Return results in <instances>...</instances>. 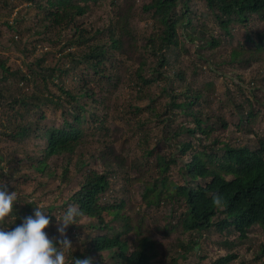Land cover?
<instances>
[{
  "label": "trees",
  "instance_id": "1",
  "mask_svg": "<svg viewBox=\"0 0 264 264\" xmlns=\"http://www.w3.org/2000/svg\"><path fill=\"white\" fill-rule=\"evenodd\" d=\"M14 1L17 0H0V3L3 2V8L10 9L11 13V9L14 11L18 7ZM19 1L28 3L33 21L26 23L28 14L23 12L13 23L4 21L0 8V24L6 23L14 30L13 39L18 36L23 40L27 34L33 36L36 43L33 50L25 42L20 43L25 45L22 51L26 57L30 58L40 46L60 45V57L64 63H48L47 50L27 61V70L14 69L8 65V59L0 58L3 70L0 79L1 134L6 141L20 146L10 159L0 152V184H6L9 191H15L18 201L13 207L16 215L12 213L7 218L11 220L9 227H14V222L20 223V217L24 216L16 212L23 208L19 203L25 202L27 214L38 204L21 192L19 184L22 181H36L39 188L57 183V190L61 186L73 185L62 208H77L79 215L76 221L87 219L85 225L77 227L91 229L85 253L77 251L76 257H92L97 264H155L158 259L162 264H179L178 258L168 256L172 248L167 252L166 245L161 242L162 237L179 228L183 233L199 235V238L206 232L224 237L227 255L210 264L234 262L238 257L231 252L242 242L250 240L249 230L255 226L264 227L263 137L259 136L254 145L245 146H236L215 137L210 142L213 144L208 143L203 149H197L190 140H178L181 154L190 150L182 169L184 184L169 181L167 176L177 159L158 155L154 167L161 178L146 183L142 195L146 215L140 213L137 219L122 214L123 201L106 204L103 198L111 193L112 182L122 174L130 176V173H137L142 178L146 177L147 173L142 172L144 165L136 159L128 163V159L112 144L103 149L89 147L92 134L88 133V123L101 126L103 122L96 112L89 114L90 119L84 112L90 111V103L101 101L94 98L96 89H99V94L115 90L124 83L125 77L140 88L141 97L150 100L147 107L150 114L161 116L169 106L192 117L193 127L180 124L168 134L163 132L165 141L170 135V139H174L183 131L194 136L201 131L199 139L203 142L213 135L216 128L227 129L228 124L223 117L205 109V104L216 95L214 81H207L199 87L194 86L195 80L185 84L186 70L177 65L182 53L196 57L209 68L211 65L220 67L221 64L215 49L222 42L210 32L206 21L199 20L201 15L192 8L193 0H147L141 6V13L149 16L152 29L144 35L137 34L132 28L133 14L129 13L131 3L127 0H121L112 21L100 27L85 25L80 20L105 0ZM203 1L215 24L226 34L232 35L237 26L247 31L244 41L232 47L229 56L221 61L223 65L264 60V29H253L249 25L255 16L264 17V0ZM110 3L114 5L118 0H110ZM189 42L194 53L188 48ZM205 49L209 53L205 54ZM129 61L132 65H126ZM123 69L129 71L128 76L123 75ZM163 80L166 83L159 88L158 95L167 96L169 100L162 104L163 110H157V94L153 96L145 89ZM16 82L23 85L17 94L9 90V86L13 87ZM6 84L8 88L4 87ZM180 96L182 99L178 100ZM132 106L139 111L142 109L138 104ZM45 108L62 111V123L50 122ZM252 111L250 109L248 113L252 115ZM241 116L245 118L244 113H240ZM145 135L142 138L144 143L149 140ZM35 144L36 148L29 150L28 145L34 147ZM144 151L149 158L155 153L149 146ZM21 153L25 157L19 156ZM24 170L29 171L22 173ZM215 195L221 197L219 205L214 202ZM171 202L176 205L172 217L177 218V223L165 225L162 231L157 229L161 237L156 229H146L144 225L151 210ZM53 209L54 206L48 208L50 215ZM56 217L52 216V220L56 221ZM77 227L75 224L68 226L66 235L69 239ZM232 234L236 237L230 241ZM175 246V252L186 257L190 251H196L199 242L192 239L185 245L177 241ZM259 251L262 258H258V262L264 264V244L259 246Z\"/></svg>",
  "mask_w": 264,
  "mask_h": 264
},
{
  "label": "rangeland",
  "instance_id": "2",
  "mask_svg": "<svg viewBox=\"0 0 264 264\" xmlns=\"http://www.w3.org/2000/svg\"><path fill=\"white\" fill-rule=\"evenodd\" d=\"M131 3L130 14H133V29L139 35H144L150 32L151 21L148 15L141 13V6L146 3L147 0H127ZM18 4V7L14 11L11 9H4V3H0L1 11L5 16L4 21L10 20L13 23L16 17L21 16V12L28 14L26 16V23H31L33 18L29 15L31 9L27 8L28 3H21L19 0L14 1ZM121 0L118 3L112 5L110 0H105L103 4H97L95 9L88 12L80 22L85 25L100 27L108 24L112 21L115 16L116 7H120ZM125 5V4H124ZM192 8L199 16L200 21H206L209 25V30L216 37H218L222 44L215 49L216 56L219 60L220 67L212 66L209 68L206 63L199 61L193 56L188 57L189 54L182 53L181 59L178 66H182L186 70L187 80L185 84L191 80H195L194 86H204L207 81H214L216 85V95L212 101L205 104V109L210 110L216 114V116L223 117L228 124L227 129L221 130L216 128L213 135L206 141L201 142L199 136L201 131H197L196 135H191L186 132H181L180 135L174 139L165 141L162 137L163 132L170 133L174 128L180 124L193 127L194 121L192 117L184 114L183 111L173 107L170 109L166 107L163 115L150 114L147 107L150 104V100L144 99L142 94L139 93L140 88H137L133 83L134 81L129 80V77L124 78V83L119 84L116 89L105 91L103 94H99V89H96L97 93L94 98L100 100L97 103H90L88 106L89 112H84L90 119V113L96 112L97 116L102 119L103 124L100 126L98 123H88V133L92 134L89 138V147L91 149H97L100 147L103 149L108 145L116 147L117 151L122 153L125 158L129 161L134 159L139 160L144 165V171L146 177H140V174L130 173L131 169L127 171L130 176L122 174L118 179L112 182L111 193L107 194L103 198V202L108 204H120L122 201L125 203L122 211L123 215L131 216L133 219H137L141 214L146 212V206L143 204L142 195L145 190L146 183L150 180L160 179V175L157 172V168L154 167L155 159L158 155H163L168 158L175 157L177 159L176 164L171 166V170L168 173L169 181L172 180L178 184H184L183 165L189 154L190 150L186 154H181L178 149V140L188 141L190 140L193 145L197 146V149H203V146L210 143L215 137H220L221 140L230 142L236 146H245L247 144L254 145L257 139L260 137L264 138V60H253V61H242L239 63L223 65V59L229 56V52L232 47L239 45L245 39L246 30L242 26H237L233 29V34L228 35L222 29H220L214 22L212 15L208 12L203 0H193ZM206 15V18L203 16ZM251 28L264 29V17L255 16L251 23ZM30 35V34H29ZM27 34L23 40L14 36V30L8 27L6 23L0 24V58L8 59V65H11L14 69L23 68L27 70V61L33 60L37 56H41L42 53L47 50V62L51 64H62L64 59L60 57L61 48L58 46L47 47L40 46L37 51L31 56L26 57V54L22 51L25 46L24 43L20 44L21 41L25 42L30 49L36 45L33 36ZM188 48L194 53V47L189 42ZM210 50V49H208ZM45 52V53H46ZM207 54V50H204ZM197 61H196V60ZM126 65H132L129 61ZM131 71V69H130ZM129 71L123 69V75L128 76ZM3 70L0 68V79H2ZM69 84L71 83L67 80ZM166 83V80L160 81L158 84H151L145 91H149L157 94V110H163L162 104L168 102L167 96H161L159 94V88ZM178 83V81H175ZM23 86L18 82L11 87L9 90L15 94L19 92L18 88ZM24 86H27L24 84ZM76 86V82L75 85ZM96 86V85H95ZM6 88L7 84L4 86ZM57 91V88H55ZM58 92V91H57ZM86 99V98H84ZM181 96L178 100H181ZM90 101V100H89ZM134 104L141 106V110H136ZM250 109H253L252 115L248 113ZM48 114L49 121L55 122L57 125L62 123V111H55L49 108H45ZM173 112L175 114H173ZM240 113L245 114V118ZM149 119V120H147ZM3 122H0V126ZM99 126V127H97ZM169 126L171 129H169ZM145 133L149 136L148 142L144 143L142 138H145ZM99 140V142H98ZM201 144V145H199ZM25 145V144H21ZM31 149L36 148V144L33 146L28 145ZM153 148L155 151L153 157L149 158L145 154L147 147ZM19 144L10 143L6 141L4 136L1 134L0 129V152L5 155L7 159H10L17 150ZM208 151V148H207ZM21 157H25L24 153L19 154ZM151 163V164H150ZM10 166V165H7ZM130 168V164L126 165ZM126 168V169H127ZM29 170H24L22 173H28ZM129 179H126V178ZM140 178V179H139ZM48 187L39 188L36 181L24 183L23 181L19 184L21 192L31 201H36L38 204H43L45 210L48 211L50 206H54L55 209L52 211V215L62 216L65 209L62 208L63 202L71 195L73 185L61 186V189L57 190V183H49ZM18 202V201H17ZM25 202L19 203L23 206L22 209L16 211L22 215L27 214V207H24ZM175 203L166 205L163 203L159 208H153L150 214L147 215V220L144 225L146 229L154 230L161 235V232L157 229H163L165 225L176 224L177 218H173L175 215L174 208ZM14 213V212H13ZM14 215H16L14 213ZM11 222V220H7ZM56 221H50L49 226L45 229L51 236L55 233ZM75 227L80 224L87 223L86 218H81L76 221ZM119 227V225H118ZM169 227V226H168ZM264 228V227H263ZM261 227H253L249 230V241H244L241 245H238L233 250V254L237 255V259L231 264H259L258 258H262L259 251V246L264 244V229ZM91 232L87 226L77 227L72 231V238L70 242L72 247L67 251L66 257L68 264H71V259L76 256V252L80 251L85 253L87 244V235ZM67 233V232H66ZM199 238V235H190L189 233H183L179 228L171 231L168 235L162 237L161 242L166 245L168 256L178 258L179 264H210V262L219 259L222 256L227 255L228 250L224 247L223 242L225 238L218 236L214 232H206ZM161 237V236H160ZM234 234L229 237L230 241H233ZM192 239L198 240L199 246L196 251H190L186 257L177 254L175 252L176 242L181 241L185 245H188ZM178 251V250H177ZM181 253V251L179 250ZM167 256V258H168ZM159 261V259H158ZM155 264H162L161 262ZM107 264V263H106Z\"/></svg>",
  "mask_w": 264,
  "mask_h": 264
},
{
  "label": "clouds",
  "instance_id": "3",
  "mask_svg": "<svg viewBox=\"0 0 264 264\" xmlns=\"http://www.w3.org/2000/svg\"><path fill=\"white\" fill-rule=\"evenodd\" d=\"M219 205L221 197L215 195ZM17 193L9 191L8 185L0 184V264H68L67 251L72 247L67 228L76 223L79 210L68 206L60 219L56 217V235H49L45 229L52 216L43 204H37L30 214L20 217V223L9 227L7 218L13 213ZM31 203V201H29ZM71 264H97L92 257L74 256Z\"/></svg>",
  "mask_w": 264,
  "mask_h": 264
}]
</instances>
